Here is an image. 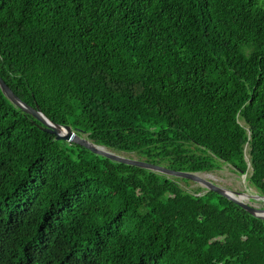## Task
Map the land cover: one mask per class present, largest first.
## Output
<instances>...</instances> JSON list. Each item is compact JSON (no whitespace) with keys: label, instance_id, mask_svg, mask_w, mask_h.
<instances>
[{"label":"trees","instance_id":"16d2710c","mask_svg":"<svg viewBox=\"0 0 264 264\" xmlns=\"http://www.w3.org/2000/svg\"><path fill=\"white\" fill-rule=\"evenodd\" d=\"M261 2L0 0V76L133 158L241 173L247 154L264 195ZM35 123L0 89V264H264L263 219Z\"/></svg>","mask_w":264,"mask_h":264},{"label":"water","instance_id":"95a60500","mask_svg":"<svg viewBox=\"0 0 264 264\" xmlns=\"http://www.w3.org/2000/svg\"><path fill=\"white\" fill-rule=\"evenodd\" d=\"M0 89L2 93L9 99V101L21 109L24 113H27L33 117L36 121V125L41 130L54 135L55 139L65 140L75 142L80 144L91 152L95 154L102 155L111 160L118 161L121 163L134 165L146 169H150L152 171H156L159 173L166 174L168 176H175L185 178L191 181L198 183L205 190L214 191L229 200L235 202L245 211L250 213L251 215L261 218L264 220V195L259 193L252 194L237 190H231L224 186H221L215 183L213 180L208 179L199 174V172L193 171H182V170H174L163 165L151 163L142 159L129 157L127 155L112 151L106 148L103 145L95 144L91 140H89L85 136L79 135L74 129H72L69 125L60 124L49 119L39 108L38 105L32 106L28 103L24 102L19 98L12 89L5 83V81L0 76ZM247 160V169L250 166V162L248 160L247 154L245 155ZM247 172V171H246ZM242 174L245 172H241ZM255 200L262 202L261 206H256L250 203V201Z\"/></svg>","mask_w":264,"mask_h":264},{"label":"rangeland","instance_id":"374dc122","mask_svg":"<svg viewBox=\"0 0 264 264\" xmlns=\"http://www.w3.org/2000/svg\"><path fill=\"white\" fill-rule=\"evenodd\" d=\"M261 5L264 7V2H261ZM118 153H121V152H118ZM121 154L127 155L129 157H133V154H126V153H121ZM250 170L251 168L249 166L247 169V172L242 174L240 172H235L231 165L227 163H223L222 168L218 170H214L210 172H199V174L231 190H237V191L256 194L257 191L253 187L249 186L248 181H247V176L249 175ZM182 184L185 185L184 182H182ZM198 185H199L198 183L188 180V184L185 185V187L187 189H190ZM250 203L256 206H261L262 204V202L255 201V200L250 201Z\"/></svg>","mask_w":264,"mask_h":264}]
</instances>
